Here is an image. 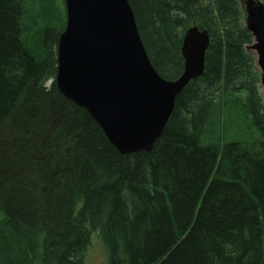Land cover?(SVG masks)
I'll use <instances>...</instances> for the list:
<instances>
[{"label":"trees","instance_id":"trees-1","mask_svg":"<svg viewBox=\"0 0 264 264\" xmlns=\"http://www.w3.org/2000/svg\"><path fill=\"white\" fill-rule=\"evenodd\" d=\"M127 2L166 81L183 72L185 30L210 40L152 150L123 156L57 89L65 8L56 28L49 0H0V264H83L93 233L108 264H264V103L245 0ZM35 32L43 60L22 42Z\"/></svg>","mask_w":264,"mask_h":264},{"label":"water","instance_id":"water-1","mask_svg":"<svg viewBox=\"0 0 264 264\" xmlns=\"http://www.w3.org/2000/svg\"><path fill=\"white\" fill-rule=\"evenodd\" d=\"M64 7L65 28L56 45L57 89L91 116L121 155L151 151L176 96L204 71L208 32L195 26L185 31L183 72L166 81L149 62L127 0H64ZM244 14L264 100V7L259 0H246Z\"/></svg>","mask_w":264,"mask_h":264},{"label":"rangeland","instance_id":"rangeland-1","mask_svg":"<svg viewBox=\"0 0 264 264\" xmlns=\"http://www.w3.org/2000/svg\"><path fill=\"white\" fill-rule=\"evenodd\" d=\"M49 6L51 13V17H50L51 24L56 28H61V26L63 25L64 18L63 16L62 17L60 16L62 14V10L65 8L62 3V0H49ZM39 11L42 10L36 6L33 7L32 11L29 10V14L32 15L33 18L34 17L37 18L35 19V22H37V27H35L36 29H39V26L44 24V22L41 21V15L39 14L41 12ZM35 37H36V32L27 33L26 35L23 36L22 42L24 43L25 48L27 49V51L31 56H33L37 60H43L45 58V51L42 45L37 40L34 39ZM253 53H250V55L253 56ZM252 59L254 66L256 67L255 58ZM222 134L223 133L221 132L220 136L222 139H224ZM229 140L230 139H224L220 142V144H223ZM263 247H264V238H263ZM83 264H108V251L106 250L104 243L102 242V240L100 239L97 233H93L91 235L90 244L85 253Z\"/></svg>","mask_w":264,"mask_h":264},{"label":"bare ground","instance_id":"bare-ground-1","mask_svg":"<svg viewBox=\"0 0 264 264\" xmlns=\"http://www.w3.org/2000/svg\"><path fill=\"white\" fill-rule=\"evenodd\" d=\"M149 62H150V61H149ZM150 64H151V63H150ZM168 120H169V119H168ZM168 120H167V121H168ZM166 123H167V122H166ZM159 138H160V137H159ZM159 138H158V139H159ZM158 139H157V140H158ZM157 140H156V141H157ZM156 141H155V142H156ZM155 142H154V143H155ZM153 146H154V144H153ZM153 146H152V148H153ZM144 152H146V151H144ZM149 152H150V151H149Z\"/></svg>","mask_w":264,"mask_h":264}]
</instances>
